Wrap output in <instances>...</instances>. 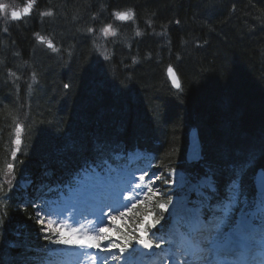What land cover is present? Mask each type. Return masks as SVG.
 <instances>
[{"label":"trees","instance_id":"obj_1","mask_svg":"<svg viewBox=\"0 0 264 264\" xmlns=\"http://www.w3.org/2000/svg\"><path fill=\"white\" fill-rule=\"evenodd\" d=\"M127 9L135 18L123 27L114 12ZM48 10L54 14L40 15ZM107 24L117 34L106 41L101 28ZM36 33L59 51L41 43ZM102 46L110 59L97 54ZM92 51L107 73H92L85 55ZM70 61L89 73L64 75L58 82L64 95L52 98L41 70L65 73ZM170 65L179 91L167 79ZM99 78L107 88L101 98L90 99L94 86L88 85ZM98 99L115 112L101 108ZM17 124L24 127L21 151L11 160ZM192 127L203 150L196 166L185 158ZM98 144L111 161L137 150L152 154L163 178L173 168L192 180L215 172L221 195L234 170L254 158L243 180L254 195L251 177L264 168V0H36L31 16L21 22L0 13V264H42L48 255L50 245L26 204L34 192L27 189L17 198L20 180L30 176L33 188L45 182L61 186L74 175L81 154H91ZM141 209L118 235L135 229ZM9 241L17 247H9Z\"/></svg>","mask_w":264,"mask_h":264},{"label":"snow or ice","instance_id":"obj_2","mask_svg":"<svg viewBox=\"0 0 264 264\" xmlns=\"http://www.w3.org/2000/svg\"><path fill=\"white\" fill-rule=\"evenodd\" d=\"M35 4L36 0H28L26 6L17 9L12 3L0 2V13L5 14V17L10 15L13 21L21 20L24 16L31 15ZM53 14L51 10L40 13L49 17ZM114 16L119 21H130L134 20L135 13L132 9H127L115 11ZM148 23L151 24V21ZM176 23L179 24V20ZM4 31L7 29L5 28ZM87 31L92 33L94 29L89 27ZM101 32L105 37L117 34L112 24L101 28ZM136 35L140 36L142 33L137 30ZM36 38L52 51H59L47 37L36 33ZM99 47L97 45V48ZM102 55L105 60L110 59L107 51L102 52ZM135 62L134 59L133 63ZM167 72L173 85L180 89L181 84L174 69L169 66ZM11 75L15 76V73ZM35 79L33 74V81ZM64 87L68 88L69 85L65 84ZM23 131V125L17 124L14 140L16 147L11 153L13 160L21 151ZM189 159L191 161L202 159L201 145L195 137ZM254 165L255 159L252 158L236 168L234 175L225 184L223 195L220 194L215 172L209 171L203 177H196V182L181 175L178 188L184 194L175 201L171 193L161 192L159 185L153 188L155 173L149 176L148 170L145 169V174L138 178L141 183H137L134 189L131 182L128 183L132 195L127 197V202L121 207L127 208L129 204L132 208L145 205V199H142L144 196H147V203L152 204L153 207L148 208L140 217L138 230L122 232L115 238L111 234L112 229L99 226L102 220H97L91 230L83 226L80 228H68L66 224L57 226L59 220L50 218L52 213L46 212L43 205L31 200L26 204L34 205L37 209L36 223L40 225L37 231L42 235L43 240L49 245L79 249L80 253L74 255H88L92 264H108V256L101 257L100 253L111 254L113 249H118L123 256L129 250L135 251L136 247L147 250L146 255L166 253L171 264H254V260L246 257H251L257 249L264 253V168L251 177L255 187L254 195H249L248 188L243 184L244 176ZM7 169L11 174L14 164L9 163ZM73 172L74 178L68 181L67 193L62 194V198L79 197L85 193H90L95 198L106 190L123 191L113 182L111 175L113 169L108 164L104 145H96L91 154L82 153ZM81 174L84 179L80 178ZM175 175L176 170L173 168L161 179V183L175 184ZM146 179L149 182L143 183ZM7 185L9 186L7 191L10 192L14 186L13 180H7ZM186 186L187 192H184ZM3 191L4 184H0V192ZM192 193H195L197 199L189 198ZM5 198L10 199L7 195ZM113 210L120 211L119 208ZM111 219L116 220L117 217L113 216ZM8 246L17 247L11 241L8 242ZM87 249H95L97 252L89 254L86 252ZM61 252L60 248H48L50 257H56ZM111 259L115 261L119 257L111 255ZM42 264H60V262L49 260L43 261ZM260 264H264V260H261Z\"/></svg>","mask_w":264,"mask_h":264},{"label":"rangeland","instance_id":"obj_3","mask_svg":"<svg viewBox=\"0 0 264 264\" xmlns=\"http://www.w3.org/2000/svg\"><path fill=\"white\" fill-rule=\"evenodd\" d=\"M189 136V135H188ZM147 156L142 153H134L130 154L127 157V160L130 164H135L137 161L143 160ZM143 169H139V171L130 170V169H120L114 171L113 181L120 183L121 188L123 189L122 192L116 193L118 196L117 201L115 202L114 208H110L108 205H106L105 201L103 199H99L100 201L97 202V206L100 207L98 210L97 215L102 218H97L94 216L92 208L94 207L95 200L93 197H91L90 193H85L83 196H79V198L76 200V203L72 205V208L68 210V213L66 216L62 215V219H58L59 224H66L68 228H80L83 226L85 229L91 230L94 227V224L97 220H102L103 222L99 225L100 227H108L112 229V235L114 236L113 232L115 230V226L118 227L120 225H123L125 223V219L127 217V214L129 210L132 209L131 205L127 208L121 207V205L125 204L127 202V197L132 195V191L128 189V183L131 182L133 189L135 188V185L137 183H141L139 181V177L143 174H145L144 170L147 169V175L151 176L154 172L151 170L150 166L143 165ZM184 175L182 172L176 171V175L174 177L176 183L170 184L176 189L178 188V185L180 183V176ZM185 176V175H184ZM186 177V176H185ZM83 177L82 179H84ZM155 179V184H153V188L157 184V177L156 174L153 177ZM149 181L146 179L143 183H148ZM184 192H187V186L185 187ZM192 195L196 196L195 193H192L190 195V199ZM147 196L142 197V199H145ZM174 201L177 200V198L173 199ZM105 205L102 207V203ZM119 202V203H118ZM136 202V201H134ZM138 203V202H137ZM119 208L120 211H114L113 209ZM67 211V209H66ZM115 216L117 217L116 220H112L111 218ZM86 217V218H85ZM107 243V242H106ZM55 248L62 249L63 255H68L69 261L73 260L75 262H78L79 264H92V261L90 260L88 255H74V253H80L81 250L79 249H73V248H65L64 246H58L54 245ZM87 253L92 254L90 249L86 250ZM108 256V264H145L146 260H144V257L135 255L134 252H127L123 256L119 253L118 249H113L111 254L108 253H100V256ZM111 255H116L119 257V259L113 261L111 259ZM158 256V255H157ZM155 255L154 258H157ZM160 258L165 259L164 255H159ZM156 264H160V262L156 261Z\"/></svg>","mask_w":264,"mask_h":264},{"label":"bare ground","instance_id":"obj_4","mask_svg":"<svg viewBox=\"0 0 264 264\" xmlns=\"http://www.w3.org/2000/svg\"><path fill=\"white\" fill-rule=\"evenodd\" d=\"M194 41V40H193ZM128 44L129 45H131V48H132V46H133V44H134V42L133 41H131L130 40V42H128ZM127 46V45H126ZM128 47V46H127ZM105 48L102 46V48L100 49V51H98V53L97 54H102V52H104L103 50H104ZM111 50V49H110ZM174 51H177V54L178 53H180V51H181V49H176V50H174ZM89 52V51H88ZM88 52H86V57L87 58H89L90 59V61H89V67H90V69H91V71H92V73L93 72H97V73H99V74H103V73H107L106 71H104L103 69H102V65H101V63H100V61L101 60H99V58H98V56H97V54L95 53V51H92V52H90L89 54H87ZM108 52V51H107ZM186 52V51H185ZM175 53V52H174ZM110 54V53H109ZM71 57H72V55H71ZM101 58H104V56L103 55H101L100 56ZM179 57H181L180 56V54H179ZM91 60L93 61L92 62V66L90 65V62H91ZM118 61H119V58H118ZM68 66V65H67ZM69 68H67V71L65 72V73H58V72H54V73H50L49 71H47V70H41V71H43V73H46V74H44L42 77H41V80H42V83L44 84L45 83V87L47 88V89H49L50 90V94H51V96H52V98H57V97H59V96H62V95H64L62 92V84L61 83H58V82H60V78H62L64 75H66V74H74V75H82V72H86V73H89V72H87V71H81L80 70V68H76V67H78V64L77 63H75L74 61H70L69 62V66H68ZM88 67V68H89ZM56 68H52L51 70H55ZM93 75V74H92ZM99 80H100V83H98V84H89L88 86H94V88H89V90L88 91H93L94 90V95H93V93H92V95H89V98L91 99V98H94V96H96V95H98L100 98H101V93L102 94H104V92H105V89L107 88V81L106 80H104V79H102V78H99ZM69 88H66L65 90H68ZM64 90V89H63ZM60 91H62V92H60ZM86 93L87 94H89L87 91H86ZM91 94V93H90ZM98 101H99V99H98ZM105 101H108V99H106ZM99 102H101L102 104L104 103V100L102 101V99H101V101H99ZM105 106H107V105H105V104H103V106L101 107V108H103V107H105ZM106 108V110H108L109 112H115V110H114V107H105ZM237 117V115L235 116V118ZM146 135V134H145ZM137 136L139 137V139H141L142 138V136H143V134H141L140 132H138L137 133ZM115 137V133H113L112 135H111V139L112 138H114ZM37 140L35 139V142H36ZM129 141H131V140H129ZM11 143H12V141H11ZM11 143H10V146H11ZM15 145V144H14ZM47 145V143L45 142L44 143V146H46ZM223 181H227V178H224V180Z\"/></svg>","mask_w":264,"mask_h":264},{"label":"water","instance_id":"obj_5","mask_svg":"<svg viewBox=\"0 0 264 264\" xmlns=\"http://www.w3.org/2000/svg\"><path fill=\"white\" fill-rule=\"evenodd\" d=\"M176 73V72H175ZM177 75V74H176ZM167 76H168V79H169V81H170V83L172 84V86H173V88L175 89V90H179V89H177L174 85H173V83H172V80H171V78H170V76L168 75V72H167ZM178 77V76H177ZM179 79V78H178ZM197 138L198 139V141H199V143H200V139H199V134H198V130H197V128H192L191 129V131H190V133H189V146H188V151H187V160H188V162L189 163H197L198 161H191L190 159H189V154H190V150H191V145H192V141H193V138Z\"/></svg>","mask_w":264,"mask_h":264}]
</instances>
